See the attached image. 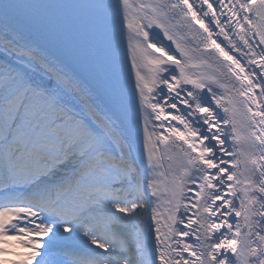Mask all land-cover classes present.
Here are the masks:
<instances>
[{"label": "snow or ice", "instance_id": "6c2138e0", "mask_svg": "<svg viewBox=\"0 0 264 264\" xmlns=\"http://www.w3.org/2000/svg\"><path fill=\"white\" fill-rule=\"evenodd\" d=\"M0 264H264V0H0Z\"/></svg>", "mask_w": 264, "mask_h": 264}, {"label": "bare ground", "instance_id": "6f19581e", "mask_svg": "<svg viewBox=\"0 0 264 264\" xmlns=\"http://www.w3.org/2000/svg\"><path fill=\"white\" fill-rule=\"evenodd\" d=\"M242 63H243V61H242ZM213 69H210V68H204L203 69V72H205V73H208V74H212L213 73ZM165 163H167L166 161H165Z\"/></svg>", "mask_w": 264, "mask_h": 264}]
</instances>
